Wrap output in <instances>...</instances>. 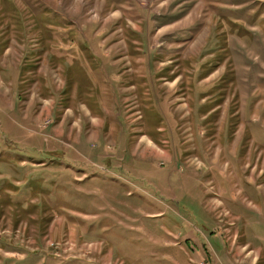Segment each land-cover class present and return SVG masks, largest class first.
Masks as SVG:
<instances>
[{
  "label": "rangeland",
  "instance_id": "1",
  "mask_svg": "<svg viewBox=\"0 0 264 264\" xmlns=\"http://www.w3.org/2000/svg\"><path fill=\"white\" fill-rule=\"evenodd\" d=\"M0 264H264V0H0Z\"/></svg>",
  "mask_w": 264,
  "mask_h": 264
}]
</instances>
